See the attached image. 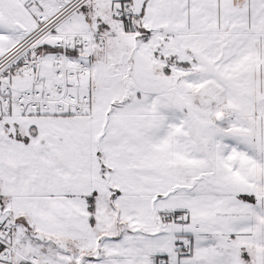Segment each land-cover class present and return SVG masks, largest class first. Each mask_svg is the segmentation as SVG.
I'll list each match as a JSON object with an SVG mask.
<instances>
[{"label": "snow or ice", "instance_id": "1", "mask_svg": "<svg viewBox=\"0 0 264 264\" xmlns=\"http://www.w3.org/2000/svg\"><path fill=\"white\" fill-rule=\"evenodd\" d=\"M0 264H264V0H0Z\"/></svg>", "mask_w": 264, "mask_h": 264}]
</instances>
